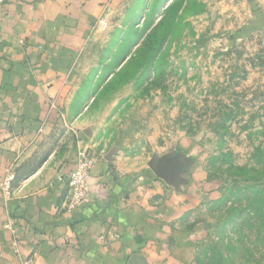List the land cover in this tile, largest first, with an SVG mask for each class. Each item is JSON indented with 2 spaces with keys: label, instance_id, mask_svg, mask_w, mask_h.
Here are the masks:
<instances>
[{
  "label": "rangeland",
  "instance_id": "rangeland-1",
  "mask_svg": "<svg viewBox=\"0 0 264 264\" xmlns=\"http://www.w3.org/2000/svg\"><path fill=\"white\" fill-rule=\"evenodd\" d=\"M88 34L69 95L92 105L80 153L143 193L172 264H264L247 220L264 190V0H124Z\"/></svg>",
  "mask_w": 264,
  "mask_h": 264
},
{
  "label": "crops",
  "instance_id": "crops-1",
  "mask_svg": "<svg viewBox=\"0 0 264 264\" xmlns=\"http://www.w3.org/2000/svg\"><path fill=\"white\" fill-rule=\"evenodd\" d=\"M123 1L0 4V184L10 167L16 173L11 200L0 191V264H172L157 252L166 244L147 224L143 193L130 199L110 166L97 160L89 200L73 212L59 181L86 154L80 132L92 105L69 98L76 64L89 29ZM68 130L76 143L64 141Z\"/></svg>",
  "mask_w": 264,
  "mask_h": 264
},
{
  "label": "built area",
  "instance_id": "built-area-1",
  "mask_svg": "<svg viewBox=\"0 0 264 264\" xmlns=\"http://www.w3.org/2000/svg\"><path fill=\"white\" fill-rule=\"evenodd\" d=\"M4 0H0L2 4ZM94 168V163L87 154L81 155L77 162L76 169L67 176H61L59 181L68 189V201L66 203V211L73 212L87 200H89L90 185L89 176ZM16 181V173L13 167L6 171V177L0 184V191L3 193L7 201L13 196L14 183ZM12 222L6 225L7 229H12Z\"/></svg>",
  "mask_w": 264,
  "mask_h": 264
},
{
  "label": "trees",
  "instance_id": "trees-1",
  "mask_svg": "<svg viewBox=\"0 0 264 264\" xmlns=\"http://www.w3.org/2000/svg\"><path fill=\"white\" fill-rule=\"evenodd\" d=\"M258 152L260 157L264 156V151L259 150ZM260 165L262 170H264V162ZM245 193L250 192L249 190H246ZM252 199L253 200L248 203L247 207V220H254V228L261 233L264 232V190L262 191V194L258 193Z\"/></svg>",
  "mask_w": 264,
  "mask_h": 264
},
{
  "label": "water",
  "instance_id": "water-1",
  "mask_svg": "<svg viewBox=\"0 0 264 264\" xmlns=\"http://www.w3.org/2000/svg\"><path fill=\"white\" fill-rule=\"evenodd\" d=\"M151 169L160 177L167 181L170 179V173L168 169V163L165 162H154L151 164Z\"/></svg>",
  "mask_w": 264,
  "mask_h": 264
}]
</instances>
